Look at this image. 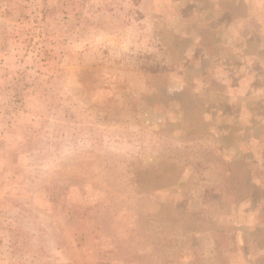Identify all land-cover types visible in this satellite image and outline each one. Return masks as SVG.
I'll use <instances>...</instances> for the list:
<instances>
[{"label": "rangeland", "instance_id": "374dc122", "mask_svg": "<svg viewBox=\"0 0 264 264\" xmlns=\"http://www.w3.org/2000/svg\"><path fill=\"white\" fill-rule=\"evenodd\" d=\"M0 264H264V0H0Z\"/></svg>", "mask_w": 264, "mask_h": 264}]
</instances>
